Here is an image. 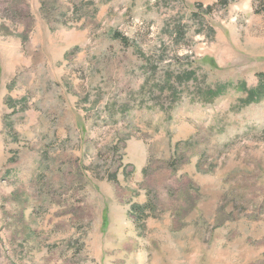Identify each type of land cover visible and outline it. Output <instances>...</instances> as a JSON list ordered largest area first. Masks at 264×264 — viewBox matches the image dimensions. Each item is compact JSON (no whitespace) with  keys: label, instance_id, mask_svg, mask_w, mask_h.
<instances>
[{"label":"rangeland","instance_id":"rangeland-1","mask_svg":"<svg viewBox=\"0 0 264 264\" xmlns=\"http://www.w3.org/2000/svg\"><path fill=\"white\" fill-rule=\"evenodd\" d=\"M0 264H264V0H0Z\"/></svg>","mask_w":264,"mask_h":264}]
</instances>
